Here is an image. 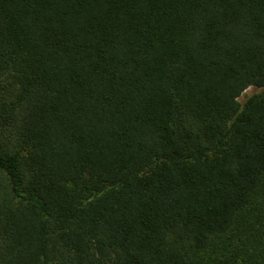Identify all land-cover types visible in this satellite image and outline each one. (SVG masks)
<instances>
[{
	"label": "trees",
	"instance_id": "obj_1",
	"mask_svg": "<svg viewBox=\"0 0 264 264\" xmlns=\"http://www.w3.org/2000/svg\"><path fill=\"white\" fill-rule=\"evenodd\" d=\"M0 264H264V0H0Z\"/></svg>",
	"mask_w": 264,
	"mask_h": 264
},
{
	"label": "rangeland",
	"instance_id": "obj_2",
	"mask_svg": "<svg viewBox=\"0 0 264 264\" xmlns=\"http://www.w3.org/2000/svg\"><path fill=\"white\" fill-rule=\"evenodd\" d=\"M260 89L249 87L238 98V101L242 103L248 96L260 92Z\"/></svg>",
	"mask_w": 264,
	"mask_h": 264
}]
</instances>
